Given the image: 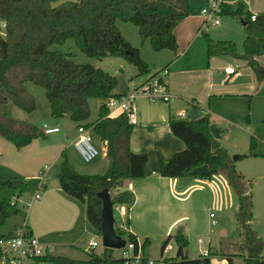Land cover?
I'll use <instances>...</instances> for the list:
<instances>
[{"label":"trees","instance_id":"trees-1","mask_svg":"<svg viewBox=\"0 0 264 264\" xmlns=\"http://www.w3.org/2000/svg\"><path fill=\"white\" fill-rule=\"evenodd\" d=\"M58 1L0 0V135L17 147L26 146L34 139L46 135L36 124L16 119L5 110L10 101L27 112L35 110V97L27 89V82H33L45 88L53 118L69 117L79 123L78 127H93L107 141L109 167L106 173L79 174L64 159L59 174L61 187L86 204L87 220L101 237L102 200L98 193L108 188L110 192L114 191L111 194L114 207L121 204L130 206L134 200L133 193L118 189L125 179L145 176L148 155L135 153L130 148V137L134 129L130 112H122L114 118L107 117L109 109L104 100L127 93L125 79L93 64L77 63L71 53L54 49L53 45L62 46L73 39L78 49L87 56L99 60L105 57L123 58L137 68L139 75H151L150 79L159 71L152 73L140 48L125 37L118 22H129L137 26L142 41H149L154 51L177 52L175 27L191 13L201 10L206 0H75L55 5ZM221 5L220 14L236 16L245 22L244 52H238L236 44L231 40H215L204 33L208 55H230L245 59L249 64L255 63V57L264 55V13L253 14L245 10L242 3L236 8L224 1ZM259 77L264 78L261 73ZM118 87H122L120 92H116ZM90 98L102 99L103 103L98 118L86 122L91 116ZM191 107L199 109L197 104H191ZM211 124L210 115L202 111L196 120L170 117V129L184 141L185 148L170 157L162 167L161 175L209 178L215 173H225L239 201L237 218L241 223V233L248 253L243 264H264L263 240L249 225L253 217L251 191L244 184V176L237 171L235 161L211 133ZM255 145V137L252 136L250 153L241 157L254 155ZM204 164L209 166L207 174L192 173L194 168ZM73 181L85 185L86 193L76 190L72 186ZM38 183V179H27L24 176L0 177V189L9 194L0 196V228L9 216L26 214L25 208L19 205V199L26 192L35 190ZM13 195L18 198L14 204ZM117 224L115 222L117 233L128 241H134L137 251V238L118 228ZM27 234H31L30 231ZM10 236L0 234V238ZM172 240L184 248L185 254L182 257L168 255L165 258L167 264H211L215 254L225 256L229 264H235V254L230 252L229 247L237 246L229 240L223 242L219 251H209L208 255L196 258L187 254L189 240L183 227L166 237L162 243V253ZM147 244L148 241L144 246ZM112 251L106 247L100 253L92 250L87 259L46 252L33 259L53 264H126L122 257L113 256ZM144 257L148 256L144 254ZM145 258L141 264H148Z\"/></svg>","mask_w":264,"mask_h":264},{"label":"crops","instance_id":"crops-1","mask_svg":"<svg viewBox=\"0 0 264 264\" xmlns=\"http://www.w3.org/2000/svg\"><path fill=\"white\" fill-rule=\"evenodd\" d=\"M222 1L232 4L234 8L242 3L244 9L253 14L264 13V0ZM241 22L245 31V25L242 20ZM216 25H220V22ZM208 26H205L201 10L191 13L174 29L178 42L177 52L159 51L165 62L162 64L154 62V66L149 64L152 73L164 68L169 69L165 80L168 92L175 99L170 101V104L162 98L150 100L142 97L134 101L132 117L134 129L130 137V148L135 153H146L148 162L143 178L125 179L118 189L131 191L134 200L130 206L121 204L114 207L118 213L115 219L117 223L124 224L129 233L137 238L142 253L146 256H161L162 243L166 237L174 234L179 227H183L189 240L187 249L189 257H200L207 250L215 253L221 249L224 241L229 240L237 247L241 245L239 250L230 245V252L235 254L233 258L235 264H243L244 257L248 254L243 243L244 236L243 234L235 236L239 233L236 216L239 201L226 174L219 172L209 178L161 175V169L170 157L185 148L184 141L175 136L170 129L171 116L178 117L180 111L191 114V104H197L199 113L201 114V111L208 113L211 125L220 128V124L213 118L214 110L211 111L213 102L216 105L219 103L224 106L230 105L234 100L249 96V91H252L255 85L264 84V78L259 77L264 68L258 67L256 72L249 71L250 66L245 59L230 55H208L204 33H208L215 40L225 37L212 34ZM239 60H244L246 64H238ZM154 67L157 69L153 70ZM150 76H146L134 88L144 83ZM244 77L249 79L245 84L240 83ZM127 79H130L128 75L124 86L129 91L132 89L127 84ZM120 91L121 87H118L116 92ZM206 104H209V108L205 107ZM223 119V124L228 123L227 118ZM52 121L53 124L49 125L59 127V131L55 132L58 133L56 137L49 138L47 134L23 147H17L0 135V177L24 176L27 179L39 180L46 175L42 197L34 199V190L23 194L19 199V205L26 210V214L22 216L23 220L17 221L10 230L0 228V234L12 235L18 228L24 227L37 237L47 253L80 259L82 251L89 253L87 246L90 238H97L98 234L95 229H89L86 204L61 187L59 174L64 159L79 174L106 173L109 167L107 141L102 139L104 144L101 151L105 163L103 165L99 162L94 163L90 168L82 170L80 155L74 148L79 123H75L69 117L53 118ZM222 132L221 130V134ZM46 166L49 168L48 171L45 170ZM211 213L214 214L213 217ZM254 217L256 216L252 217L249 225L255 227V222L258 225L256 233L263 240L264 254V220L255 221ZM213 220L216 223H213ZM146 241L148 244L145 247ZM171 243L174 244L177 253L178 245L173 240ZM156 247L160 251L151 254L152 249ZM170 251L167 255L176 256L171 255ZM32 263L53 264L37 262L34 259ZM211 264H229V261L225 256L215 254L211 258Z\"/></svg>","mask_w":264,"mask_h":264},{"label":"rangeland","instance_id":"rangeland-1","mask_svg":"<svg viewBox=\"0 0 264 264\" xmlns=\"http://www.w3.org/2000/svg\"><path fill=\"white\" fill-rule=\"evenodd\" d=\"M67 1H75V0H60L55 5H59L63 2ZM205 6V5H204ZM220 25H216L214 23H210L208 26L209 31L212 34H217V36H225L221 40H232L237 47V51L240 53L244 52L243 42L245 40V31L242 27V22L239 17L230 16L227 14H220L218 16ZM123 34L125 37L136 47L140 48L142 57L147 61L148 64L154 66V62H158V64L164 63L165 59L162 54H159L157 51H154L151 47L149 41L143 42L141 36L139 34V29L132 23L129 22H118ZM3 25V24H2ZM54 49H61L62 51L69 52L72 54L73 60L77 63H90L96 67H100L106 71H109L112 74L118 75L119 77H123V80L127 78V75L130 79H127V84L130 85L131 89H133L140 81H142L146 75H139L137 68L128 64L123 58L120 57H105L104 60H99L95 58H91L81 52L75 41L73 39H69L65 45H53ZM166 53V52H165ZM248 62V61H247ZM199 63V62H198ZM238 64L244 65L246 64L244 60H239ZM160 66V65H156ZM249 71H257V67L264 68V56L255 57V63L249 64ZM157 69L154 67L153 70ZM173 70V69H172ZM169 74V73H168ZM167 74V76H168ZM249 78L244 77L240 83H246ZM244 80V81H243ZM28 91L34 95L36 101V108L32 112H27L10 101L8 105L5 106V110H7L11 116L16 119L28 121L36 124L40 129H42L44 123L53 124V117L50 115L49 110V102L47 100L45 94V88L41 85L34 84L33 82H27ZM122 89V87H121ZM249 96H244V98H240L238 100L232 101L230 105L224 106L221 103L217 104L213 102V107L211 111L214 110V119L216 122L220 124V130H222V134L217 140L223 149H225L230 158L234 160V156H240L235 161L236 169L239 173L244 176V184L248 186L251 191V200H252V214L254 219L263 221L264 220V84H258L254 86L252 91H249ZM142 97L150 99L146 96H138L135 100H139ZM159 99V98H156ZM155 99V100H156ZM151 100V99H150ZM103 100L99 98H90L89 104L91 109V116L88 119L90 122L95 121L99 115V108L102 104ZM166 102V101H165ZM172 102V101H171ZM170 104V102H166ZM242 103V105L240 104ZM206 108H209V104L205 105ZM223 118L228 119V123H222ZM76 123V122H75ZM78 123V122H77ZM231 125L232 127H229ZM227 128H226V127ZM76 127V125H75ZM58 134V133H57ZM56 133L49 134V138H54L57 135ZM88 134L91 137L92 143L98 148L100 154L91 162H84L81 158L82 170L90 168L94 163H101L102 165L105 163V160L102 159V147L103 140L97 134V132L91 128L88 131ZM255 137L256 147L254 153L257 155H249L245 157H241L242 155H246L250 153V143L251 137ZM2 137V136H1ZM5 138V137H4ZM6 139V138H5ZM8 140V139H7ZM259 154V155H258ZM48 166L45 167V170L48 171ZM53 175V171H52ZM114 194V191L111 192ZM9 195L6 191L0 189V196ZM238 213V212H237ZM115 216L118 217V213L115 211ZM237 216V214H236ZM22 216L19 217L17 215H11L7 218L5 225L1 228L4 230H10L14 227L17 221H22ZM238 222L239 219L237 218ZM90 228L94 229V227L89 223ZM258 225L255 222L254 225H250V229L256 233ZM259 227H263L259 225ZM239 233L235 235H242V227L241 223H239V227L237 229ZM236 230V231H237ZM257 234V233H256ZM243 236V235H242ZM258 236V234H257ZM259 237V236H258ZM261 238V237H260ZM97 239L101 241L102 238L97 236ZM239 239V238H238ZM262 240V238H261ZM243 243H245V238H243ZM174 245V244H173ZM241 248V245H238ZM174 249L170 251V254H176L175 246ZM103 245L96 247V251L98 253L103 251ZM230 248V247H229ZM238 248V247H237ZM46 252V250L44 249ZM160 249L158 247L152 249L151 254H156ZM80 255V254H79ZM113 256H121L120 249H113ZM80 259H87L89 254L85 251H82ZM148 258L158 260L160 256L155 257L148 256ZM33 261L32 258L26 259L24 264H31ZM33 264V263H32ZM138 264V263H132Z\"/></svg>","mask_w":264,"mask_h":264},{"label":"built area","instance_id":"built-area-1","mask_svg":"<svg viewBox=\"0 0 264 264\" xmlns=\"http://www.w3.org/2000/svg\"><path fill=\"white\" fill-rule=\"evenodd\" d=\"M222 0H207L205 6L201 9V14L205 18V26H208L210 23L219 24L218 16L222 10ZM255 18V15H253ZM3 27L5 24L3 23ZM169 73L168 68H164L155 74L150 79H147L144 83L138 87L129 90L127 93L121 94L120 96H113L104 100L107 108L109 109L108 116L113 118L118 116L122 112H130V115L133 116V104L135 99L142 95L154 100L156 98H162L166 102H170L175 99L173 95L168 92L165 76ZM178 117L181 119L191 118L190 114H187L185 111H180ZM42 132L44 134H51L59 131L58 126H51L47 123H44L42 127ZM78 137L74 142V148L83 159L84 162H91L99 154L100 151L92 143L91 137L88 134V129L83 125H80L78 128ZM45 176L43 175L39 178V183L37 188L33 192L34 199H40L42 197L44 187H45ZM17 196H12V203L14 204L17 200ZM214 214L211 213V217ZM213 223H216L213 220ZM116 226V225H115ZM117 227L123 229L126 232L129 230L122 223H118ZM28 230L24 227H20L16 230L14 234L10 237L0 238V247L2 249V254L0 255V264H24L26 259L34 258L36 256L44 255V246L42 243L32 234H27ZM126 239V238H125ZM126 245L121 248V256L126 264L138 263L144 260V254L142 249L138 244V250L136 251V244L134 241H128L126 239ZM102 243L96 237H92L89 240L87 251L91 252L95 250L96 247L100 246ZM173 249L171 242L167 244L163 250L162 255L158 260L145 258L148 264H167L165 258L168 256L167 253ZM209 251H205L203 255H208Z\"/></svg>","mask_w":264,"mask_h":264},{"label":"water","instance_id":"water-1","mask_svg":"<svg viewBox=\"0 0 264 264\" xmlns=\"http://www.w3.org/2000/svg\"><path fill=\"white\" fill-rule=\"evenodd\" d=\"M245 25V22H243ZM261 74L264 77V70L261 71ZM191 120H196L200 117L199 111L197 109L191 110ZM211 133L217 139L220 137L221 130L219 127L215 125L210 126ZM240 156H234V160H237ZM209 172V166L204 164L202 166H198L192 170L193 174L205 175ZM72 186L82 192L86 193L87 187L85 185L79 184L77 182H72ZM98 197L102 200V223H101V238L102 245L106 248L111 249H121L126 245V239L117 233L115 226V208L114 203L111 199V192L108 188L103 189L98 193ZM184 248L182 246H178L176 256L182 257L184 256Z\"/></svg>","mask_w":264,"mask_h":264}]
</instances>
